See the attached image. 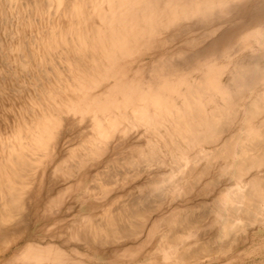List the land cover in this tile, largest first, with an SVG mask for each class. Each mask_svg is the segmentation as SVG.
<instances>
[{
  "label": "rangeland",
  "instance_id": "obj_1",
  "mask_svg": "<svg viewBox=\"0 0 264 264\" xmlns=\"http://www.w3.org/2000/svg\"><path fill=\"white\" fill-rule=\"evenodd\" d=\"M261 35L264 0H0V264H264Z\"/></svg>",
  "mask_w": 264,
  "mask_h": 264
},
{
  "label": "bare ground",
  "instance_id": "obj_2",
  "mask_svg": "<svg viewBox=\"0 0 264 264\" xmlns=\"http://www.w3.org/2000/svg\"><path fill=\"white\" fill-rule=\"evenodd\" d=\"M262 36V35H261ZM262 37H264V36H262ZM261 37V38H262ZM262 40H264V38L262 39ZM263 43H264V41H263ZM259 67V66H258ZM262 73V72H261ZM264 73V72H263ZM244 74H245V72H244ZM236 75V74H235ZM237 75H238V73H237ZM242 75V74H241ZM246 75V74H245ZM244 75V76H245ZM264 77V76H263ZM254 78V77H253ZM258 78V77H257ZM251 79V78H250ZM255 79H256V77H255ZM252 80V79H251ZM250 81V80H249ZM246 85H248V84H246ZM249 85H250V83H249ZM242 86V85H241ZM198 87V86H197ZM239 87V86H238ZM203 89V88H202ZM201 89V91H203ZM230 99V98H229ZM199 120V119H198ZM197 121V120H196ZM206 122V121H205ZM209 123V122H208ZM209 128V127H208ZM207 129V128H206ZM191 133V132H190ZM203 134V133H202ZM260 135V134H259ZM264 135V134H263ZM195 136V135H194ZM204 136V135H203ZM205 137V136H204ZM203 137V138H204ZM263 137V136H262ZM37 143V142H36ZM35 142L33 143V142H30V143H28L27 145H26V149L27 150H29L30 151V153H33V150L35 149H38V144H36ZM242 150H243V148H242ZM247 151V150H246ZM261 152V151H260ZM264 152V151H263ZM23 154H25V152L23 153ZM256 163V162H255ZM249 164V163H248ZM257 164V163H256ZM16 165V164H15ZM12 166L13 165H11V164H7L6 166H4V165H0V176L2 175V176H4L5 178H6V183L4 182V183H2V186H1V188L2 187H5L6 188V190H9V189H11L12 187H14V184L15 183H17V181L16 182H14V179H13V176L12 177H10V175L12 174V175H14V173H17V171H14V170H16V167L14 168H12ZM251 166V165H250ZM238 168V167H237ZM237 170V169H236ZM11 181H13L12 183H10ZM10 184H12L13 186H11ZM211 184V183H210ZM187 185V184H186ZM214 185V184H213ZM191 187V186H190ZM18 188V190L21 188V190H22V186H17L15 189H17ZM187 188V187H186ZM185 189V188H184ZM201 190V189H200ZM4 195V194H3ZM14 196V195H13ZM219 199V198H218ZM12 200L13 199H10V197H9V194H8V196L6 195V197H5V195L2 197V199L0 200V235H2V234H4L5 232H6V230L4 231V228H9V226H8V224H9V221H10V218H9V210H10V208H9V205L11 204V202H12ZM7 210V211H6ZM217 214V213H216ZM178 219V218H177ZM233 219H229L226 223H225V228H227L228 226L226 225L228 222H230V226L229 227H231V222H234V221H232ZM182 221V220H181ZM187 221V220H186ZM185 221V222H186ZM191 221V220H190ZM195 221V220H194ZM174 223H176V222H174ZM177 223H178V221H177ZM189 223V222H188ZM113 224V223H112ZM182 225H184V224H182ZM115 229V228H114ZM119 229V228H118ZM231 230V229H230ZM12 232V230L11 229H9V232ZM174 231H175V229H174ZM181 231V230H180ZM8 232V233H9ZM176 232V231H175ZM178 232V231H177ZM228 232V231H227ZM12 233H14V232H12ZM11 233V234H12ZM10 234V233H9ZM10 234V235H11ZM9 235V236H10ZM172 235V234H171ZM11 238V237H10ZM175 239V238H174ZM8 240V239H7ZM191 249H189V251H190ZM193 251H195V249L193 250ZM186 253V252H185ZM194 253H196V252H194ZM194 253H192V254H194ZM181 254V253H180ZM196 255V254H195ZM182 256V255H181ZM197 256V255H196Z\"/></svg>",
  "mask_w": 264,
  "mask_h": 264
}]
</instances>
